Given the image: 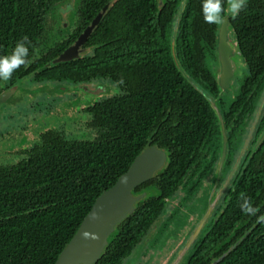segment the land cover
<instances>
[{"label": "trees", "instance_id": "16d2710c", "mask_svg": "<svg viewBox=\"0 0 264 264\" xmlns=\"http://www.w3.org/2000/svg\"><path fill=\"white\" fill-rule=\"evenodd\" d=\"M62 1L0 0V56L9 55L24 36L31 41L32 53L44 33L46 12ZM79 3L78 29L52 51L59 54L73 44L109 4L84 44L91 52L46 71L56 80L75 84L108 81L119 86V93L84 110L91 138L68 139L56 129L44 130L23 151L24 159L0 165V264H54L97 197L115 184L144 149L153 146L167 152L166 164L133 190L147 195L116 226L94 263L121 264L160 222L167 202L195 172L210 145L215 150L213 161L217 159L220 126L208 102V94L219 89L208 64L217 25L204 21L202 0ZM231 26L253 83L243 82L227 109L218 104L228 137L223 173L235 161L264 90V0H247ZM172 37L181 70L172 58ZM26 72H34V67ZM17 75H22L20 69L12 77ZM259 121L252 144L264 130V113ZM228 191L230 202L209 237L223 239L238 228L233 241L213 258L206 259L197 250L182 264H213L212 259L214 264H264V223L243 214L239 207L240 198L247 196L259 209L256 215H264V142L243 160Z\"/></svg>", "mask_w": 264, "mask_h": 264}, {"label": "flooded vegetation", "instance_id": "af4514ba", "mask_svg": "<svg viewBox=\"0 0 264 264\" xmlns=\"http://www.w3.org/2000/svg\"><path fill=\"white\" fill-rule=\"evenodd\" d=\"M77 1L78 2L76 3L75 2L71 3L70 0H64L60 3L55 4L53 8L51 7L46 12L42 22L44 27V33L42 35V38L37 40L36 44H34L32 53H30L28 57V63L25 66L19 68L21 70L22 75L14 76L12 77L13 79L11 78L12 80L11 79L8 81L2 80L0 84V96L8 93L9 89H11L12 87H16L17 89L16 91H20V90L23 91L22 95H20V97L17 99L20 105H25L24 111L22 110L23 111V114L21 116L22 118H20V120L22 119L23 124H30V123H25V121L34 118L33 116L36 115L35 113L37 111H33V109L36 108L39 114L43 115L37 119L38 123L36 125H40V123L43 122L42 124L43 129L41 130L52 131V128H49V125H47L49 120H47L44 116H47V114L52 113V109L54 108L53 104L54 105L58 104L60 106L61 103H64L63 99L66 98L70 99L69 101H67L70 104L75 101V98L79 97L82 93H85L86 95L91 96L89 97L91 98V103L85 106L82 105L77 106L76 108H78V110L76 111H78L81 116H85L87 118L85 122V127H86L88 117L84 110L88 108L87 106L93 105L95 102L104 99L106 97L114 96V95L104 96V94H102L101 92L103 89L106 90L104 85H108V84L112 85V83L108 81L90 80L75 84V83L67 82L65 80H56L52 78V72L46 71L52 69V62L56 60L63 52H65L67 49L73 46L77 41V39L79 38V36L91 24L90 23L81 33H79L78 36L74 39L73 44L67 46L65 49H63L61 53L55 54V51H52L55 48L54 46H56L58 42H64L70 39V36L73 34V32L78 29L80 0ZM159 4H161V0H159ZM55 12L60 14L64 13L63 18L61 17L62 18L61 28L62 30H66L68 32L70 31L66 38L61 39L56 31L52 33V15L57 17ZM66 14H69L70 16L66 19V21H64L65 20L64 17L68 16ZM224 15L225 13L223 14V16ZM70 18H71V22H69ZM232 19H233L232 16L228 19L230 22V28L227 36L231 45L234 44V48H236L237 46L236 38L234 36L233 29L231 26ZM58 23L60 24V21H58ZM216 25H217L216 45H215V49L211 50L212 54L208 60V64L210 70L212 66V70L216 72L215 74H213V72L211 71L212 75L217 81L218 73L220 70L219 57H218V40H219L218 34H219L220 24H216ZM45 26H49V28L45 30ZM47 32H49L51 36L53 35L56 39L55 42H53L51 45H47L49 39L45 40L44 38ZM90 35L88 36V38L90 37ZM85 43H83L76 50L77 54H73L71 55V57H69V60L67 62H73L74 60H78L80 57L87 55L91 52L90 48L84 47ZM239 61H240L239 58L234 59V63L236 66V73L233 75V79L235 80L234 86L230 85L233 89V96L231 95L230 103H232L235 97L237 96V93L241 89L243 82L246 81L248 84L253 83V81L248 80V72H247L248 70L245 64L243 65L241 72ZM31 66L34 67V72L27 73L26 70H28V67ZM102 87L104 88L102 89ZM52 90L53 91L56 90V92L58 93L56 97H58L59 99H53V98H51L52 100L49 99V97H52L51 95ZM224 92L225 91L219 88L218 93L214 95L208 94L209 99L216 101L218 104H220L221 109H227V107L229 106V105L228 106L224 105L223 102ZM64 95H70L71 98H68ZM263 95H264V90L261 96L259 97L258 105L255 109L254 115L244 135V140L239 148V151L236 154L235 161L233 162L231 168L227 170V173H223L225 169L226 159L228 157V137L225 126V133L227 137L226 153H225V161L221 167L219 176H217V172L220 166L222 139L216 157L217 159L213 161L215 150L214 147L210 145L206 157H203L202 160L200 161V165L195 167V172L194 173L191 172V174L188 175V177L182 183L180 189L177 190L176 193L172 196V198L167 202L165 212L162 216H160L161 217L159 220L160 222H158L156 225H153L150 231V235L144 238L140 243H138V245L132 251L131 255L128 258H126L121 264H125V263L154 264V262H159V264L161 262H162L161 264H172L181 254L183 255V261H182L183 263L191 253L197 250H199V253L202 255V257L205 256L206 259H208L210 257L213 258V256L216 255L222 248L226 247L227 245L229 246V244L233 241V235L238 230V228L234 230L233 234H231L230 236H226L223 239L222 237H217L216 235H214V237L213 236L209 237V234L213 233V227L217 223L221 213L224 211L226 207V203L230 202L228 189L231 186L233 177L235 176L237 171L241 168L243 160L246 158L247 155L249 156V158H251L252 154L256 150H258L264 142L263 140L262 143L258 145L264 133L263 130L261 134L258 136L257 140L252 144L253 139L255 138L257 124L260 122L259 120L261 119L264 113V107L252 134L249 135L252 127V123L256 117L257 109L263 98ZM26 106H30V109L32 110H27ZM6 107L8 106L5 104H2L0 106V120L2 117V112ZM38 107H43V108L39 109ZM39 135L37 141L39 140ZM246 142H248V146L238 164L237 170L233 175V177L231 178V180L229 181V183L225 185L229 177V174L234 169L236 162ZM150 147L153 146H148L147 148ZM156 149L162 150L159 148ZM141 193L142 192L133 193V194L139 195ZM211 204H212V211L205 220V222L203 223V225L199 228V224L202 221L204 214L208 209V206ZM169 207L171 208L170 210H168ZM246 220L247 218H244V221ZM198 228L199 230L197 232V236L195 237L194 241L187 247V249H185L186 244L188 243L191 236ZM212 262L213 264L215 263L213 259Z\"/></svg>", "mask_w": 264, "mask_h": 264}, {"label": "water", "instance_id": "95a60500", "mask_svg": "<svg viewBox=\"0 0 264 264\" xmlns=\"http://www.w3.org/2000/svg\"><path fill=\"white\" fill-rule=\"evenodd\" d=\"M108 8L109 4H106L92 20L91 24L86 28V30L79 36L75 44L63 52L56 60H54L52 65L67 62L71 55L77 54L76 50L83 43H85L92 30L102 20ZM230 17L231 15L227 13L226 5L224 19L223 22L220 23L218 34V57L220 70L218 73L217 84L222 90H226L230 87L233 75L236 73L234 59L242 58L239 48L236 45V48H234V44L231 45L227 36L230 28V22L228 20ZM174 31L175 29L173 32ZM174 43L175 40L174 37H172L170 43L172 58L174 60L175 66L178 68V70H181L175 56ZM16 90V87H12L9 89L8 93L0 96V106L2 104L10 103L13 98L17 97L19 95V91ZM208 102L217 117L222 139L220 166L217 172V176H219L221 167L225 161L227 137L225 133L223 116L218 103L211 99H208ZM263 107L264 95L257 109L256 117L252 123L249 135L252 134L262 113ZM263 140L264 133L258 145L261 144ZM247 146L248 142L245 143L236 165L229 174L225 185L229 183L235 174L238 164L244 155ZM166 162L167 155L165 151L157 150L155 147L144 149V151L137 158H135L127 171L117 179L115 184L97 197L90 211L81 222L78 230L65 246V248L60 252L54 264H94L97 262L108 244L109 237L115 232L116 226L134 209L136 203L144 199L147 195L146 192H142L139 195H134L132 190L139 184L149 181L163 168ZM211 211L212 204L208 206V209L199 224V228L203 225ZM199 228L191 236L190 240L185 246V249H187V247L194 241ZM182 261L183 255L181 254L172 264H181Z\"/></svg>", "mask_w": 264, "mask_h": 264}, {"label": "rangeland", "instance_id": "374dc122", "mask_svg": "<svg viewBox=\"0 0 264 264\" xmlns=\"http://www.w3.org/2000/svg\"><path fill=\"white\" fill-rule=\"evenodd\" d=\"M70 2L76 3L78 1L70 0ZM55 14L57 15V17L52 15V33L56 31L61 39L66 38L70 31L68 32L66 30H62L61 28V22L64 13L60 14L55 12ZM69 14H66L68 16L64 17L65 18L64 21H66V19L70 16ZM58 21H60V24L58 23ZM69 22H71V18L69 19ZM47 28H49V26H45V30H47ZM44 38L45 40L49 39L47 45H51L56 40L55 37L53 35L51 36L49 32L45 34ZM239 64L242 72V68L244 65V61L242 58L240 59ZM211 71L213 72V74L216 73L214 70H212V66H211ZM234 81L235 80L233 79L231 82V86L232 85L234 86ZM231 86L230 88L223 90L225 91L223 97V102L225 106L229 105L231 95L233 96V89ZM104 87L106 90L103 89ZM104 87H102L103 90L101 91L102 94H104V96H111L119 93V86H117L116 84L112 83V85L108 84V85H104ZM22 93L23 91L20 90L19 95L17 94L18 95L17 97L13 98V100L10 103L5 104L8 107H6L2 112V117L0 120V165L9 166L18 162L20 159L24 158L25 154H23V151L29 149L33 144H35L38 135L42 131H44L41 130L43 129L42 127L43 122L40 123V125H36L38 123L37 119L40 116H43L39 114L36 108L33 109V111H37L35 113L36 115L33 116L34 118L25 121V123H30V124H23L22 119L20 120V118H22L21 116L23 114L25 105H20L17 99L20 97ZM57 94L58 93L56 92V90L54 91L52 90V94H51L52 97H49V99L50 100H52L51 98L59 99L58 97H56ZM64 96L71 98L70 95H64ZM89 97L91 96L82 93L79 97L75 98L74 102L70 104L67 102L70 99L67 98L63 99L64 103L60 104L62 108L58 104L56 105L53 104L54 108L52 109V113H49L47 114V116H44L47 120H49L47 124L49 125V128H52V130L56 129L62 132L63 134H65V136L68 139L91 138L92 137L91 133L85 128V122L87 118L85 116H81L79 112L76 111L78 110V108H76L77 106L79 105L85 106L91 103V98ZM38 108L41 109L43 107H38ZM26 109L32 110L30 109V106H26ZM170 209L171 208L169 207L168 210ZM154 264H159V262H154Z\"/></svg>", "mask_w": 264, "mask_h": 264}, {"label": "clouds", "instance_id": "9594fccd", "mask_svg": "<svg viewBox=\"0 0 264 264\" xmlns=\"http://www.w3.org/2000/svg\"><path fill=\"white\" fill-rule=\"evenodd\" d=\"M225 5H227V13L235 18L247 7V0H202L201 12L204 21L208 24L222 23ZM30 47L31 41L24 36L16 42L9 55L0 56V80H10L16 70L28 63ZM240 199L241 212L248 216H256L258 223H264V215H256L259 209L253 206L251 198L242 196Z\"/></svg>", "mask_w": 264, "mask_h": 264}]
</instances>
